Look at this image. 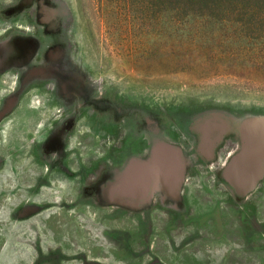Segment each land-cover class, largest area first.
<instances>
[{
    "label": "rangeland",
    "instance_id": "rangeland-1",
    "mask_svg": "<svg viewBox=\"0 0 264 264\" xmlns=\"http://www.w3.org/2000/svg\"><path fill=\"white\" fill-rule=\"evenodd\" d=\"M167 6L0 0V264H264V19Z\"/></svg>",
    "mask_w": 264,
    "mask_h": 264
},
{
    "label": "trees",
    "instance_id": "trees-1",
    "mask_svg": "<svg viewBox=\"0 0 264 264\" xmlns=\"http://www.w3.org/2000/svg\"><path fill=\"white\" fill-rule=\"evenodd\" d=\"M161 1L168 4L164 8L165 12L170 9L168 12L174 13L173 19L178 24L179 33L186 32L183 23L187 20L196 21V31L202 32L207 19L228 17L245 32L257 16L264 19V0H159ZM159 17L164 16L159 14Z\"/></svg>",
    "mask_w": 264,
    "mask_h": 264
}]
</instances>
